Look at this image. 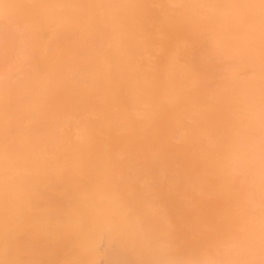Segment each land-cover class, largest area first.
<instances>
[{
    "label": "bare ground",
    "instance_id": "bare-ground-1",
    "mask_svg": "<svg viewBox=\"0 0 264 264\" xmlns=\"http://www.w3.org/2000/svg\"><path fill=\"white\" fill-rule=\"evenodd\" d=\"M0 264H264V0H0Z\"/></svg>",
    "mask_w": 264,
    "mask_h": 264
}]
</instances>
